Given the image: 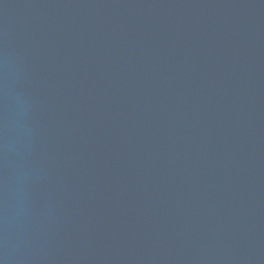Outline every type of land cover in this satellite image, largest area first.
I'll list each match as a JSON object with an SVG mask.
<instances>
[{
	"label": "water",
	"instance_id": "95a60500",
	"mask_svg": "<svg viewBox=\"0 0 264 264\" xmlns=\"http://www.w3.org/2000/svg\"><path fill=\"white\" fill-rule=\"evenodd\" d=\"M0 264H264V0H0Z\"/></svg>",
	"mask_w": 264,
	"mask_h": 264
}]
</instances>
